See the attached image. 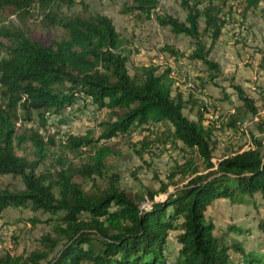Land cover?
<instances>
[{
    "label": "trees",
    "instance_id": "obj_1",
    "mask_svg": "<svg viewBox=\"0 0 264 264\" xmlns=\"http://www.w3.org/2000/svg\"><path fill=\"white\" fill-rule=\"evenodd\" d=\"M57 1L0 0V8L15 12L48 9L45 17L65 32V38L46 45L22 31L0 29V36L9 41L5 55L0 56V175L19 177L23 183L20 190L0 188V219L7 208H25L47 216L45 221L52 224L35 251L21 256L6 253L0 264H264L253 250L245 252L241 243L215 234V226L206 220L214 201L256 205L258 199L264 211V140L252 138V147L214 164L215 143L211 129L203 124L207 103L195 105L189 100L193 109L198 108L197 120H190L183 112L188 105L184 92L175 87L176 76L185 66L179 57L197 67V89H204V75L208 81L220 76V65L209 56L227 24L221 6L211 0H181L186 12L181 21L172 15H156L160 0H124L122 14L138 21L154 19L194 42L190 54L167 45L161 49L175 59V77L173 67L159 70L155 65L142 67L140 74L132 76L124 40L111 18L85 14L88 9L83 6L82 14L57 20L51 10ZM240 8L244 20L250 12L264 17V0H241ZM202 36L210 38L208 48ZM198 63L201 68L195 66ZM234 89L245 111L256 114L252 100L240 87ZM78 103L109 113L96 142L141 130L147 138L133 145L139 146L138 155L155 143L164 149L190 150L202 159L207 173L199 174L190 160L168 176L172 180L180 175L184 183L174 185L172 192L162 186L163 200L155 201L158 193L151 191L135 200L121 187L118 175L106 171L111 149L95 148L94 140L76 136L67 137L65 148L92 150L90 162L78 169L67 166L38 172L46 160V143L33 128L16 135V123L39 117L45 125L50 112L57 114ZM223 125L237 129L235 121ZM259 127L264 132V126ZM26 144L33 147L34 160L17 154L25 153ZM32 222L41 220L35 217ZM257 226L264 235V218ZM171 233L175 257L166 248ZM232 253L239 258H232Z\"/></svg>",
    "mask_w": 264,
    "mask_h": 264
},
{
    "label": "rangeland",
    "instance_id": "obj_2",
    "mask_svg": "<svg viewBox=\"0 0 264 264\" xmlns=\"http://www.w3.org/2000/svg\"><path fill=\"white\" fill-rule=\"evenodd\" d=\"M211 1L221 6L222 17L227 20L222 36L209 56L220 65L221 74L214 81H208L204 75L205 87L197 89L200 86L196 79L197 67L188 63L186 58L179 57L181 64L185 66L182 73L177 74L178 80L175 78V87L178 86L184 92L188 105L183 112L190 120H197L198 108L193 109V103L189 100L197 102L195 105L207 103L209 108L204 113L203 124L206 129H211L215 143L212 162L216 164L236 152L252 147V138L264 140V132L259 129V125L264 126V17L257 11L250 12L245 20L242 19L241 0ZM180 2L181 0H160L155 14L172 15L184 21L186 12L181 8ZM123 3L124 0H60L51 10L57 20L82 14L83 6L88 9L85 14L99 13L111 18L124 40V48L129 56L127 67L132 76L140 74L141 68L149 65H155L159 70L168 67L174 69L175 59L161 51L166 45L183 54L192 52L194 42L190 38L175 35L169 27L159 26L154 19L138 21L131 14H122ZM47 10L33 8L27 12H15L9 7L0 8V29L19 30L34 41L51 45L52 42L65 38V32L45 17ZM203 27L201 20L200 31ZM201 41L206 48L211 44L208 36H202ZM0 44V56H3L4 47L9 45V41L0 36ZM195 66L201 68L202 65L198 63ZM175 75L176 71L174 77ZM189 79L194 83L188 82ZM236 86L252 100L256 114L245 111L235 93ZM108 114L106 110L99 112L92 105L78 103L57 114L50 112L45 125L35 114L34 122L19 120L15 125L16 135H22L28 128H33L46 143V160L40 165L38 172L53 169L55 172L67 166L78 169L90 162L92 150L84 148L71 151L65 148L68 136L89 137L95 141V148L108 146L112 154L105 160L106 171L117 174L121 187L135 200L138 196L146 197L147 191L158 193L155 201L163 200L165 195L160 194L162 186H166L167 192H172L174 185L184 183L180 175L172 180L168 176L176 166H184L190 160L196 164L199 174L207 173L202 159L190 150L181 152L168 147L164 149L159 143H155L150 144L142 156L138 155L139 146L133 145L147 138L141 130L133 131L132 135H119L109 141L96 142L103 129L101 124L106 121ZM229 120L236 122L237 129L223 125ZM162 131L165 132L163 129ZM24 146L25 153L19 151L17 154H26L30 160H34L33 147L30 144ZM98 183L104 184L101 180ZM0 188L20 190L23 183L19 177L0 175ZM148 204L146 202L142 206L146 207ZM35 217L41 222L33 223ZM263 218V207L258 199L256 205H232L228 200L214 201L206 212V220L215 226V234L224 235L228 242L241 243L245 252L253 250L263 257L262 260L264 235L257 225ZM46 219L47 216L30 209L7 208L0 219V257L6 253L21 256L35 251L39 238L52 230V224H48ZM173 236L174 233H171L166 248L175 257L176 244ZM232 258H239V255L232 253Z\"/></svg>",
    "mask_w": 264,
    "mask_h": 264
}]
</instances>
